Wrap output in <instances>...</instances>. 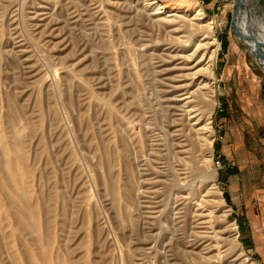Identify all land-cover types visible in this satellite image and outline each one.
<instances>
[{"label": "rangeland", "instance_id": "1", "mask_svg": "<svg viewBox=\"0 0 264 264\" xmlns=\"http://www.w3.org/2000/svg\"><path fill=\"white\" fill-rule=\"evenodd\" d=\"M191 1L188 121L156 0H0V264H264V70L236 0Z\"/></svg>", "mask_w": 264, "mask_h": 264}, {"label": "bare ground", "instance_id": "2", "mask_svg": "<svg viewBox=\"0 0 264 264\" xmlns=\"http://www.w3.org/2000/svg\"><path fill=\"white\" fill-rule=\"evenodd\" d=\"M170 1L171 0H159L158 2V0H156V2L152 5L149 2L150 4L148 3L146 7H153L155 10H158L156 11V14H160L161 12H163L161 16L162 19L158 16H155L156 20L161 24L163 29L166 30L164 32H168L171 33V35L173 34L174 36H176V38L173 36V40L169 42L170 45H172L167 51V53L174 52V55L171 56V60H173L171 61V63L175 65V67H172L169 70L170 74L172 73V70L178 72L179 74L177 76H179V81L182 80L183 82H185V84L182 83L177 88L180 92L178 94L179 97L183 95H187V97H185L183 100L179 99L178 102L180 103V105L187 108L183 109L184 117L187 116L188 118L185 117V119L191 121V118H193L191 116V113H193L194 111L192 112L193 106L190 107V104L192 102L190 99L197 90H199L198 93L202 95V99L207 96V90L204 91V89H206L207 86L206 81L213 76V62L218 47L212 39V32L210 29L211 22H209L208 24L202 23L203 21L201 20V18L203 19V13L199 8L193 5L191 0H172L174 1L172 3H170ZM249 1L250 0H239V5H237L236 9L235 32L237 38L244 41V44L247 47L248 51H253L256 53V55L258 56H256L258 60H261L260 66L264 70V42H260L264 41V17H259L260 15L257 14L254 6L252 7V4H250ZM253 2L255 4V7H259L257 0H254ZM171 11H183V15L176 16L168 14V12ZM263 12L264 11H262V13ZM151 13L152 12H148L146 16L148 18L152 17ZM190 15H192V17H190ZM171 26L176 27V29H173L174 27L172 28ZM168 28H172V30H168ZM241 32L243 34H241ZM179 52L184 54L179 55ZM200 79L202 80L200 81ZM202 82L204 83L202 84ZM194 86H196V89L191 91L190 89H192ZM197 121H199L198 117H196V122ZM187 123L188 122H186L185 124ZM189 127V129L192 130L193 133L195 132L197 136L201 134L199 131L200 128L195 129L194 124H190ZM198 141H201L200 137L198 138ZM199 170L201 171V169ZM204 173H206V171ZM212 173L213 172H211V176ZM13 177L16 180L19 179V174L17 171H13ZM241 252L239 253V256H241ZM245 260L246 262H248L247 259Z\"/></svg>", "mask_w": 264, "mask_h": 264}, {"label": "water", "instance_id": "3", "mask_svg": "<svg viewBox=\"0 0 264 264\" xmlns=\"http://www.w3.org/2000/svg\"><path fill=\"white\" fill-rule=\"evenodd\" d=\"M237 5H239V0H236L235 3L233 4V11H232V16H231V24H230L231 27H232V33H233V35H234V28H235V19H236V9H237ZM260 42H264V41H260ZM246 50L248 51L247 47H246ZM248 52L251 53V54H253L254 56H257L256 53L253 52V51H248Z\"/></svg>", "mask_w": 264, "mask_h": 264}]
</instances>
